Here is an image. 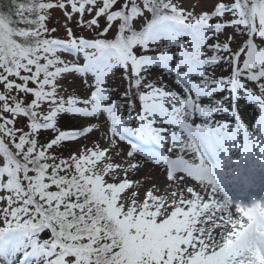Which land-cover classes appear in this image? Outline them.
<instances>
[{"label":"snow or ice","instance_id":"snow-or-ice-1","mask_svg":"<svg viewBox=\"0 0 264 264\" xmlns=\"http://www.w3.org/2000/svg\"><path fill=\"white\" fill-rule=\"evenodd\" d=\"M2 264H264V0H9Z\"/></svg>","mask_w":264,"mask_h":264},{"label":"trees","instance_id":"trees-1","mask_svg":"<svg viewBox=\"0 0 264 264\" xmlns=\"http://www.w3.org/2000/svg\"><path fill=\"white\" fill-rule=\"evenodd\" d=\"M9 0H0V10H7Z\"/></svg>","mask_w":264,"mask_h":264},{"label":"rangeland","instance_id":"rangeland-1","mask_svg":"<svg viewBox=\"0 0 264 264\" xmlns=\"http://www.w3.org/2000/svg\"><path fill=\"white\" fill-rule=\"evenodd\" d=\"M209 2H210V0H209ZM0 264H2V262H0Z\"/></svg>","mask_w":264,"mask_h":264}]
</instances>
